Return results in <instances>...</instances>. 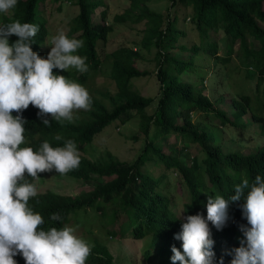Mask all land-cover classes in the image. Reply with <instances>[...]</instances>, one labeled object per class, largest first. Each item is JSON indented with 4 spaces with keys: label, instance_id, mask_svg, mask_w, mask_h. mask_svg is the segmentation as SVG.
<instances>
[{
    "label": "trees",
    "instance_id": "16d2710c",
    "mask_svg": "<svg viewBox=\"0 0 264 264\" xmlns=\"http://www.w3.org/2000/svg\"><path fill=\"white\" fill-rule=\"evenodd\" d=\"M46 1L18 0L14 9L0 13V26L15 21L39 26L32 50L40 56L44 54L43 46L48 35L47 19L42 9ZM68 1L74 3L79 11L74 18L71 33L74 38L84 41V46L76 54L87 57L88 71H53L54 74L64 75L86 88L107 59L105 46L113 27L107 23V10L103 8V0ZM168 1L171 2L170 8L174 14L170 13L171 9L166 16L143 9L137 15L127 11L114 18L116 23L146 22L150 39H154L159 50L156 75L160 84V95L153 114L148 113L153 99L145 97L134 86L135 80L143 79L149 74L138 67L139 53L124 47L111 53L109 84L113 91L108 89L102 99L92 98L89 116L78 114L79 117H75L71 123L58 122L47 116L44 119L50 121V126L45 127L42 118L38 116L39 110L35 107L30 105L22 113L27 123L26 143L21 147H32L36 151L45 141L52 147H63L68 140H73L79 151H82L110 124L119 122L120 125H125L135 116L140 117L139 130L145 137V145L133 163L117 162L111 153H107V161L93 162L83 157L79 167L66 176L84 181H90L97 176L107 182L96 185L92 191L80 196H65L53 191L37 194L30 198L29 206L43 217L42 227L48 230L52 227L63 228L69 224L72 215L77 216L81 211L94 207L104 210V206L113 205L114 209L109 218L112 223L119 221L122 224L121 231L113 233V236L142 240L152 235V251L159 248L156 257L159 264H172L173 246L182 251V242L174 239V236L181 231V224L186 222L188 215L202 214L206 219L208 195L214 197L219 194L228 199L235 195V186L241 184L243 179H248L250 187L256 176L264 179V144L257 152L249 155L240 152L225 153L222 145L223 134L220 128L223 127L253 130L264 136V117L252 114L248 123L243 122L252 112V97L242 95L239 99H222V104H226L228 108L217 109L204 86L197 87L191 82L180 80L181 75L187 71L191 70V73L196 74L194 59L181 61L172 54L174 51L190 52L195 57L200 53L201 48L196 45L191 48L178 45V39L184 33L175 24L177 12L190 10L200 32L204 52L213 57L218 56V43L211 42L208 31L222 26L231 44L224 62L231 61L234 52L232 46L238 44L247 69L253 70L255 67L257 71L259 81L256 87L259 90L264 82V0ZM98 14L101 20L96 22L98 17H95ZM251 39L257 40L261 47H252ZM17 40L18 37L14 35L9 37L10 44ZM105 99L110 100V105L105 104ZM15 115L17 113L13 112V116ZM195 115L201 116L203 120L194 122ZM214 121L218 126L212 125ZM58 136L61 139H56ZM170 137L175 139L173 146L168 143ZM133 139L139 140L137 137ZM177 143L197 144L202 152V159L193 157L189 166L186 161L179 159L181 155H185L182 152L185 149L176 150ZM167 146H170V154L164 151ZM159 167H162V171L156 175L154 170ZM171 170L178 174L187 188L188 200L184 203V216L173 212L171 198L165 192L164 183ZM43 175L44 173H40L39 178ZM25 176L29 182H36L27 177V174ZM250 187L245 190V195ZM243 203V197L240 201L229 203L228 220L221 230L209 223L211 239L214 241L213 264H220L221 259L223 264H231L234 256L232 250L241 246V242L237 241L240 226L248 227L246 219L243 218ZM53 213H58L62 220L52 221L50 217ZM151 252L147 251L146 255L151 256ZM15 258L23 259L20 255ZM86 264L115 263L110 250L97 244L93 246Z\"/></svg>",
    "mask_w": 264,
    "mask_h": 264
},
{
    "label": "clouds",
    "instance_id": "9594fccd",
    "mask_svg": "<svg viewBox=\"0 0 264 264\" xmlns=\"http://www.w3.org/2000/svg\"><path fill=\"white\" fill-rule=\"evenodd\" d=\"M17 2L0 0V13L14 9ZM39 30L38 25L20 21L0 26V264H86L93 245L79 237L73 227L44 230L43 217L29 206L37 188L25 174L32 181L39 180L40 173L53 170L67 175L79 167L81 153L73 140L63 147H52L45 141L38 151L21 147L26 143L23 111L30 105L35 107L43 125L49 127L50 121L44 117L71 123L77 111L92 106V97L83 85L53 71L74 68L87 72V57L76 54L84 41L69 38L61 30L52 37L51 51L43 58L32 50ZM13 35L18 40L10 44ZM249 187L245 178L228 199L208 195L206 219L202 214L188 215L174 236L182 242V251L171 248L172 264H213L209 223L221 230L228 220L229 203L242 197L248 227L240 226L245 240L232 250L231 264H264V179L256 176L245 195ZM50 219L60 221L62 217L53 213ZM17 255L23 259L15 258Z\"/></svg>",
    "mask_w": 264,
    "mask_h": 264
},
{
    "label": "rangeland",
    "instance_id": "374dc122",
    "mask_svg": "<svg viewBox=\"0 0 264 264\" xmlns=\"http://www.w3.org/2000/svg\"><path fill=\"white\" fill-rule=\"evenodd\" d=\"M170 5L171 2L168 0H103L104 7H102L107 10L106 20L113 27V32L108 36V42L105 46L107 59L86 87L92 98L102 99L108 89L113 91V87L109 84L111 75L110 57L114 50L124 47L139 53L138 67L149 74L143 79L135 80L134 86L145 97L153 99L154 102L148 108V113H154L160 95V84L156 75L160 59L159 50L155 46L154 39H150L151 35L147 32L148 26L146 22L139 24L131 21L116 23L114 18L116 15H122L127 11L137 15L143 9H149V11L166 16L169 14L170 9V13H173ZM42 9L47 19L48 35L47 41L43 46L44 54L41 57L47 58L48 53L51 51V39L61 30L69 38H74L71 29L74 26V18L79 11L77 6L68 0H47L42 5ZM190 13V10L177 12L175 24L178 26L179 31L184 33L178 39V45H185L188 48L196 45L201 50L195 57L190 52H172L181 61L194 59V65L197 67L194 68L196 74L191 73V70L187 71L181 75L180 80L191 82L197 87L204 86L210 99L219 110L228 108L226 104H222V99H239L242 95H249L253 100L252 112L244 118L243 122L248 123L252 118V114L264 117V82L261 83L260 89L257 90L256 86L259 77L255 67L253 70L247 69L242 55L243 52L239 50L238 44L232 46L234 52L231 61L224 62L231 44L222 26H219L216 30L210 29L208 31L211 42L216 41L218 43V56L213 57L205 53L201 47L200 32L197 30ZM95 18H97L96 22H99L101 20L100 14ZM262 27L264 28V24H262ZM250 44L257 49L261 47L260 43L255 39H251ZM72 69L74 68H70V70ZM104 101L107 106L110 105L109 99ZM78 114L86 117L90 115L89 110H79L75 113V117H79ZM193 119L194 122L203 120L198 115L193 116ZM139 124V116H135L125 125H120L119 122L110 124L100 134L95 136L91 144H87L80 151L81 158L85 157L93 162L107 161V153H111L117 162L133 163L145 145V137L139 130ZM212 125L218 126L216 121ZM220 129L223 134L222 145L225 153L240 152L249 155L257 152L259 147L264 144V136L257 134L253 130H241L233 126ZM134 137L139 138V140L133 139ZM168 143L172 146L175 145L174 137H170ZM168 147L170 146L165 147L164 151L170 154ZM175 149H185V151H182L185 155H181L179 159L186 161L189 166L192 164L193 157L199 159L203 157L197 144L190 145L188 143L185 145L184 143H177ZM154 171L158 175L162 171V167ZM105 182H107L106 179L97 176H94L90 181H84L66 175H59L53 170L52 172H45L34 184L37 188V194L53 191L65 196H80L83 193L92 191L96 185L104 184ZM164 188L171 198L173 212L176 215L184 216V203L188 200L187 188L174 170L168 172V179L164 183ZM113 209L114 206L109 205L104 206V210H98L97 207H94L81 211L77 216L72 215L69 224L66 226L73 227L79 237L85 239L93 246L97 244L106 246L113 255L115 264H159V260L156 258L158 257L157 251H159V248L152 251V235L142 240L130 237L121 238L119 235L113 236V233H119L122 227L119 221L111 222L109 216ZM242 240H245V237L239 231L237 241L241 242ZM159 244L161 246V243ZM147 251H152L151 256L146 255Z\"/></svg>",
    "mask_w": 264,
    "mask_h": 264
}]
</instances>
